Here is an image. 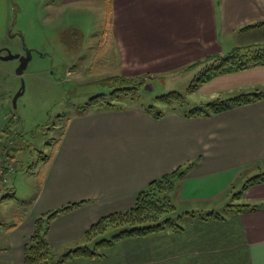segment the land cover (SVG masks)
I'll list each match as a JSON object with an SVG mask.
<instances>
[{"label":"crops","instance_id":"0c3cea01","mask_svg":"<svg viewBox=\"0 0 264 264\" xmlns=\"http://www.w3.org/2000/svg\"><path fill=\"white\" fill-rule=\"evenodd\" d=\"M97 1L108 9L103 34L117 51L116 69L122 77L153 80L197 71L224 49L254 45L232 43L234 33L264 28L240 31L264 22V0ZM5 31L0 7V36ZM189 163L192 168L176 186V207L199 215L225 210L249 179L236 190L240 177L264 172V99L209 118L168 113L155 119L140 106H129L67 119L46 170L37 175L30 210L24 209L16 223L0 222L8 234L0 247V264H23L24 247L40 215L81 203L48 228L50 247L69 251L83 245L84 233L100 218L127 211L150 182ZM239 201L264 204V184L246 189ZM192 221L197 223H188L189 229L152 240L120 241L122 255L77 264H264V210L233 211L222 222Z\"/></svg>","mask_w":264,"mask_h":264},{"label":"rangeland","instance_id":"374dc122","mask_svg":"<svg viewBox=\"0 0 264 264\" xmlns=\"http://www.w3.org/2000/svg\"><path fill=\"white\" fill-rule=\"evenodd\" d=\"M0 7L6 26L5 33L0 36V134L2 143L11 138L13 140L12 150L10 148L9 153L14 156L12 162L16 168L9 184L14 196L0 201V222L11 224L16 223L18 217L23 218L24 209L27 210L26 212L30 210V202L32 203L37 192V175L44 166L39 156L51 154L53 146L64 131L67 119L80 114L79 109L90 98L99 94L107 95L110 92L107 82L118 76L117 51L111 40H107L105 33L103 34L108 9L101 1L0 0ZM224 39L228 38L224 37ZM230 40L232 43L237 42L242 45L264 46V28L255 29L245 35L236 32ZM23 45L31 52V59L23 73L17 75L18 62L2 57L23 53ZM232 50L224 49L220 56L224 57ZM203 65L196 67L197 71L162 74L151 82L148 76H136L139 79L142 77L144 81L148 80L149 88L143 87L138 91V101H130L126 98L119 104L146 106L153 103L156 96L170 92L181 94L189 106L214 100H227L254 92L264 93V66H260L219 75L199 85L195 92L188 94L186 92L188 86ZM22 83L23 93L14 106L13 97ZM172 107L180 109L177 104ZM162 111L168 113L169 108L164 107ZM4 130L5 132H2ZM253 175L240 177L234 185L236 190H239L245 178L248 179ZM165 188L162 186V189ZM2 195H5V192L1 191L0 196ZM166 195H168L167 200L162 201L160 206L167 211L163 214L149 213V216L156 221L166 216L172 217L174 224L182 229H189L188 223H191L190 225L197 223L192 219L227 221L229 213L236 211L234 208L229 210L227 206L239 205L242 202L232 195L225 210L219 209L212 213L218 215V218L213 216L207 218V215L192 213L177 219L183 212L175 205L176 187ZM157 198L164 199V195L161 193ZM173 207L174 211H172ZM201 227L202 230L203 226ZM119 229L120 227H109L89 240L84 241L83 238L81 246H89L100 255L99 258L88 260L93 262L107 256L122 255L119 253L124 251L121 249L120 241L138 239L123 238L114 241L109 247L94 248L97 241L102 238H112ZM163 234L164 232L154 233L140 238L152 240ZM222 237L224 235L219 237L220 240ZM7 238L6 228L0 226V247ZM51 252L53 260H62L61 264L72 261L77 264L79 263L77 260H83L82 258L64 260L63 256L68 252L67 250L57 252L52 249Z\"/></svg>","mask_w":264,"mask_h":264},{"label":"trees","instance_id":"16d2710c","mask_svg":"<svg viewBox=\"0 0 264 264\" xmlns=\"http://www.w3.org/2000/svg\"><path fill=\"white\" fill-rule=\"evenodd\" d=\"M262 26H264V22L248 25L242 28L240 31L260 28ZM205 62L203 63L204 65L202 69L198 72V74L192 80L191 84L188 86L186 91L188 94L195 92L199 85L219 75L231 74L254 67L256 68L264 66V46L252 45L234 48L224 57L213 56L206 59ZM151 80L152 79H150L149 81L151 82ZM147 82L148 80L144 81L142 80V77H140V79L139 77H114V79H111L107 82L110 92L107 95L99 94L90 98L88 102L79 109V113L83 114L90 110L108 111L128 108L129 106H122L121 104H119L121 103L120 101H123L126 98H129L130 101H138V91L143 89L145 84H149ZM263 99V92H254L251 94L236 96L227 100H214L197 106H189L187 105L188 103L185 102L181 94L177 92H170L167 94L156 96L153 103H150L146 106H139L155 119H160L168 113H174L187 118H209L233 108L259 102ZM175 104H177L180 109H174V107L172 106H174ZM164 107L169 108L168 113L162 111ZM2 132H5V130ZM1 138L2 136L0 134V139ZM59 140L53 146L51 154L43 155L42 157L39 156L44 165L43 169L39 173L40 176L46 170L49 160L51 159ZM10 150H12V148ZM7 154L9 161L12 162L14 156L11 155L9 151ZM192 166L193 164L189 163L183 168H178L174 172L150 182L148 186L137 195L135 203L130 209L124 212L113 213L104 216L93 225H91L84 234V241L89 240L97 234L105 231V229L114 226L120 227L118 233L110 239H100L95 243L94 248L109 247L114 241L121 240L123 238H140L149 236L154 233L160 234L167 231L178 232L182 230V228L174 224V220L172 219V217L166 216L164 217V219L156 221L149 216V213L163 214L167 211L166 209L163 210L161 208L160 203L167 200L168 195L166 194L172 191L177 186V183L184 178V176L192 168ZM260 184H264V172L250 177L243 185L242 190H240L238 193L233 194V198L237 200L240 199V196L246 189ZM162 186L166 188L162 189ZM2 192H5V195L0 196V201L14 196V191L10 187L5 188L4 190H2ZM161 193L164 195V199L157 198V196H160ZM80 205L81 203H70L35 218L34 232L30 237L28 243L24 247L23 264H61L60 262H62V260L54 261L52 258V248L47 241L48 228L50 226V223L57 216L72 211ZM227 208L229 210H232L234 208L237 212H256L264 210V204H239L230 205L227 206ZM174 210L175 208L173 207L172 211ZM180 214H178L180 216H178L177 219L181 216L187 217L192 213L183 212ZM210 216L218 218V215H213L212 213H209L207 215V217ZM8 227L13 228L15 227V225L12 224ZM99 256L100 255L94 250H91L89 246H81L68 251L63 256V259H94L99 258Z\"/></svg>","mask_w":264,"mask_h":264},{"label":"built area","instance_id":"2783aa9c","mask_svg":"<svg viewBox=\"0 0 264 264\" xmlns=\"http://www.w3.org/2000/svg\"><path fill=\"white\" fill-rule=\"evenodd\" d=\"M3 139H0V192L9 187L10 179L15 174L16 168L13 162L9 161L8 151L13 146L12 138L2 143Z\"/></svg>","mask_w":264,"mask_h":264},{"label":"water","instance_id":"95a60500","mask_svg":"<svg viewBox=\"0 0 264 264\" xmlns=\"http://www.w3.org/2000/svg\"><path fill=\"white\" fill-rule=\"evenodd\" d=\"M2 59L16 60L18 62V66L16 68V73H17V75H21L23 73V71L26 69V67H27V65L31 59V52L28 49H26V47L23 45V54H20V53L8 54L7 56L2 57ZM149 86H148V84H145L144 88L147 89V88H149ZM23 90H24V84L22 83L20 89L17 91V93L13 97L12 102H13L14 106H15V103H16V100L18 99V97L22 95Z\"/></svg>","mask_w":264,"mask_h":264},{"label":"flooded vegetation","instance_id":"af4514ba","mask_svg":"<svg viewBox=\"0 0 264 264\" xmlns=\"http://www.w3.org/2000/svg\"><path fill=\"white\" fill-rule=\"evenodd\" d=\"M20 54H23V53H20Z\"/></svg>","mask_w":264,"mask_h":264}]
</instances>
